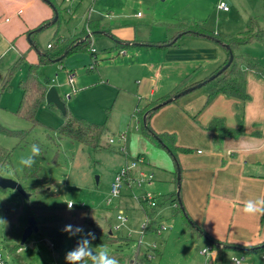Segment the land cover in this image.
<instances>
[{
  "label": "rangeland",
  "instance_id": "1",
  "mask_svg": "<svg viewBox=\"0 0 264 264\" xmlns=\"http://www.w3.org/2000/svg\"><path fill=\"white\" fill-rule=\"evenodd\" d=\"M58 1L57 21L40 30L39 27L36 28L38 31L30 37L32 43L27 38L30 32L12 38L8 31L3 30L2 21L6 17H12L11 10L2 12L0 18V125L12 130L29 131L26 141L19 143L17 137L8 136L0 129V144L12 152L11 160L3 168L1 175L18 180L25 189H33L31 194L12 188L0 189V253L7 258L9 264H66L65 254L76 246L79 235L70 237L65 233L61 246L56 249L48 238L39 237L37 232H33L25 240L23 235L17 234L22 208L26 202L32 201L41 202L48 207L44 211L45 215L57 217L53 226L62 229L69 224L80 226L85 233L96 229L111 231V236L118 239L116 242L93 240L92 245L94 250H98L96 246L102 245L112 256H122L123 262L119 264H131L139 244L140 252L155 257L153 264H201L204 259L200 250L205 241L198 239L197 234L188 229L176 203L157 196V205L153 209L155 223H151L143 233L142 225L152 208L147 206V211H144L135 191H124L129 185L127 182L119 196L110 194V180L131 161L122 151L125 143L123 132L130 135L140 127L134 116L135 103L132 99L137 78L133 77L131 70L136 66H119L124 57L117 54V39L91 35L87 50L73 51L62 61L48 62L37 69V78L47 88L55 86L64 98L67 93H71V97L65 99V104L72 115L105 123L106 130L102 136L104 146L101 148L94 149L68 137H59L56 130L64 122V114L46 100L37 109L36 116L40 123L32 129L31 122L16 113L22 96L19 82L28 71L29 64L25 59L13 71L8 86L4 87L9 71L20 57V54L16 57L17 49L22 52L23 57L30 59L31 54L36 57L38 51L49 49L48 43H55V37L67 36L79 30L88 15L89 18H97L111 26L119 24L130 28L131 34L136 28L138 37L157 39L162 32L165 33V29L157 21L163 20L160 14L173 7L179 12L184 8V0H144L143 4L138 0ZM225 1L230 11H221L220 14L215 12V0L210 1L214 9L212 8L207 21L208 28H214L218 24L217 28L222 32L233 30L231 32L238 35V32L245 29L249 15H257L264 27V0ZM41 3L49 8L47 2ZM108 11L114 17L110 18ZM153 16L157 19L146 21ZM254 45L257 47L254 48L256 52H264L263 44L255 42ZM92 47L97 49V55H91ZM134 49L136 48L130 47L127 51L131 53ZM93 56L97 58L96 61ZM148 57L149 53H142L138 61H150ZM70 74H73L74 91L68 83ZM194 91H204V88ZM144 103V99L140 100L139 108ZM33 145H38L40 155L35 158L36 162L32 166L22 165L21 157L31 155ZM26 168L37 171V174L27 176ZM97 177H100L99 183ZM149 190L153 191L152 188ZM65 202H74L72 210H68ZM118 215H123L125 220H118ZM162 223L172 226V229L157 234V226ZM154 243L161 254L150 248ZM234 255L241 256V253L228 251L224 264H230ZM247 258L245 263L250 264V256Z\"/></svg>",
  "mask_w": 264,
  "mask_h": 264
},
{
  "label": "crops",
  "instance_id": "2",
  "mask_svg": "<svg viewBox=\"0 0 264 264\" xmlns=\"http://www.w3.org/2000/svg\"><path fill=\"white\" fill-rule=\"evenodd\" d=\"M41 1L47 2L46 0H0V18L2 12L12 11V17H6L2 21L3 30L8 31L12 38L13 36H24L30 31H38L35 29L41 23L54 17L52 5L47 2L48 8ZM210 1L184 0L182 4L184 8L179 12L173 7L160 14L163 20L154 18L155 16L146 20L157 19L165 29V33L162 32L160 38L157 39L147 36L138 37L136 28L131 34L130 28L119 26V24L111 26L97 18H89V15L79 30L59 37L65 38L78 34L90 20L98 22L101 26L99 29H92V35L104 36L111 40L117 39L116 48L119 50L117 54L124 57L119 66L123 68L134 64L136 66L131 70L133 77L137 78L132 94L136 109L142 99L145 100V105L152 99L167 95L186 76L190 75L191 81H201L225 63L229 53L224 45L201 35L179 34L172 38L173 27L169 26L179 22L200 23L215 33L233 36L234 33L231 32L233 30L222 32L220 28H217L218 24L214 28L206 26L213 8ZM219 1L226 2L225 0H215L217 8L215 12H219V14L221 11L229 12L230 7L227 10L220 8ZM138 2L143 4L144 0H138ZM108 13L111 18L112 14L110 11ZM255 16V18H259L257 15ZM215 17L217 18V16ZM251 17L253 16H247L245 29L242 32L247 29L248 20ZM258 21L261 28L264 29L262 22L259 19ZM239 25L241 26V22ZM86 29L88 33L90 28L86 27ZM32 32H30L31 35ZM242 32H238V34ZM27 38L29 39L28 36ZM30 40L29 43H32ZM255 42L264 45V40L254 41L242 45L236 54L244 55L253 61L264 64V52L254 50L257 48L254 47ZM49 45L50 43H48V47ZM130 47L136 49L130 53L127 51V48ZM17 50V55L15 53L14 56L17 57L20 54L22 57V52ZM42 51H38L36 57L32 54L30 59L25 57V60L28 64L36 62ZM94 53L97 55V49ZM142 53H149L150 61H138V57ZM63 55L51 62L59 61L60 58L67 56V54ZM96 60L97 58L94 61ZM241 67L245 72L246 89L249 94V98L246 100L220 93L212 101L206 103L205 89L204 91L193 90L164 105L153 114L151 124L157 132L175 133L177 144L191 149L188 152H179L176 162L165 149L158 145L157 140L145 137L141 127L130 135L123 132L125 136L123 148L125 150L122 151L126 158L129 160L128 154L143 159L138 163L137 168L132 170L130 179L133 177L134 179L130 180L124 191L132 193L135 191L137 198L141 200L140 204L144 211H147L146 208L150 205L142 200L146 192H150L156 197V195L180 190V199L186 214L197 227L220 241L239 245L227 250L225 257L230 250L239 251L245 258V262L249 255L250 264H264V251L261 249L264 247V216H249L242 211L245 201L264 198V74L257 72L246 63ZM214 118L223 119L224 125L232 132L221 135L220 132L210 129L208 126ZM138 124L140 126L139 122ZM177 165L180 167V186H178L177 180ZM139 170L152 174V181H146L141 186L136 185L134 181ZM113 178L114 176L109 183V191ZM181 216L188 229L196 233L198 239L202 238L206 245V238L191 228L183 214ZM170 229L172 226L164 231ZM154 244L155 246L150 248L154 252L160 253L156 243ZM246 249L252 251L246 252ZM154 259L155 257L152 260ZM201 262V264L204 263L202 260Z\"/></svg>",
  "mask_w": 264,
  "mask_h": 264
},
{
  "label": "trees",
  "instance_id": "3",
  "mask_svg": "<svg viewBox=\"0 0 264 264\" xmlns=\"http://www.w3.org/2000/svg\"><path fill=\"white\" fill-rule=\"evenodd\" d=\"M49 2H51L56 9H59L58 0H49ZM44 23H41L38 27H41ZM169 26L173 27L172 30L174 33L172 38H175L179 34H193V35L207 36L224 46L228 45L227 49L228 50L231 49L234 53V58L230 66L227 69H225L221 74H219L217 77L208 81L206 84L202 86L207 93L206 103L212 101L213 98L220 93L241 100H246L247 98H249V94L246 89L245 72L242 69L241 65L246 63L249 67L255 69L257 72L264 74V64L258 61H253V59H250L244 55H238L236 54V51L242 45L249 44L254 41L264 40V29L261 28L257 18L251 17L248 20L247 29L240 34L233 36H224L219 33H215L213 31L208 30L203 24L200 23L179 22L176 23L175 25H169ZM86 27L90 28V30L92 29L96 30L101 28L98 22L96 21L93 22L90 20L87 22ZM86 27L78 34L72 35L70 37H65V38H61L59 36L55 37V43L54 44L50 43V46L48 47L49 49L43 50L39 54L38 60L36 62L29 63L26 76L19 82V87L21 89L22 96L16 113L31 122L32 124L31 129L40 123L39 119L36 116V113L39 105L43 101H45V95L48 89L47 86H45L37 78L38 67L40 65L55 60L60 55L64 54L66 51L68 55L73 51L87 50L90 47V37L88 36ZM33 33L34 32H32V34ZM90 53L91 55H95V53L92 50L90 51ZM24 59L25 57L22 56L18 58V60L14 63L11 70L9 71L7 80L4 83V87L8 86L13 71L19 68L20 64ZM63 59L64 57L60 58L59 61H62ZM95 59L96 57L94 56V60ZM219 68H217L214 72H216ZM198 82L200 81H191V76L188 75L180 82V84L173 91H171L170 93H168L163 97L155 98L148 101L145 105H143L142 108H139L137 106L134 112V116L136 117L137 121L140 123L141 131L143 135L147 138L157 140L158 145L163 149H165L172 156L175 162L177 161L179 152L181 151L188 152L191 149L178 145L176 141L175 133H171L168 131L157 132L151 124V118L159 108L164 106V105H160V103L172 97L181 90L191 85H194ZM62 99L64 100V102L66 101L64 97H62ZM48 104L56 107L52 103H48ZM158 105L160 106L157 107ZM64 119H65L64 122L56 130V133L58 134L59 137L60 136L68 137L74 141L81 143L82 145L89 146L94 149H98L104 146L102 143V136L106 130L105 123H97L85 117L72 115L71 112L68 110L67 113L64 115ZM208 127L210 129H214L220 132L221 135L229 134L232 132L231 129L227 128L224 125L223 119L221 118L212 119ZM0 129L8 136L17 137L19 143L26 141L29 135V131L22 129L12 130L2 125H0ZM157 137L159 138V140L157 139ZM11 156H12L11 150L7 149L6 147L0 144V174L2 173L3 168L6 166V164H8L9 161L11 160ZM127 157L132 159L138 158V156L132 157L128 154ZM25 172L27 176L29 175L35 176L37 174V171L28 170L27 168ZM26 191L30 194L33 193V189L31 188H26ZM157 196L163 197L165 201L176 203L179 209V213L183 214L184 218L188 222L189 216H187L183 205L181 207L179 203L180 190H176L173 191L172 193H167L164 195H156V197ZM154 207L152 208L150 213L146 212L148 216H150L151 219L150 224L155 223V219L153 218ZM46 209H48V207L43 205L41 202H32V201L26 202L22 208V213L19 217L20 225L17 228V234L19 236L23 235L24 230L28 225V218L30 216H34L36 219V223L38 225V231H37L38 236L41 238H48L51 241L53 247L58 249L62 244L65 232L63 231L62 228L52 225V223L57 217L53 215H45L44 211ZM189 225L193 230H196L200 236H204L206 238L207 244L216 247L218 251V258L215 264H224L225 252L230 249L226 246L227 243L210 236L207 232L200 229L199 227L196 228L194 222L193 224L189 223ZM92 233H94L95 240L97 241L116 242V240H118L111 236L110 231L103 232L96 229V231L94 232L92 231ZM125 241L127 242V240ZM235 246H239V245H235ZM261 249L264 251V247H262ZM140 251L141 250L139 244L137 251L132 256L134 259L133 258L131 259L135 260L139 264H153L152 263L153 260L149 258V254ZM245 251L247 252L252 250L246 249ZM114 257L119 262L121 263L123 262L122 256L117 254V256ZM86 264H91V261L90 260L86 261Z\"/></svg>",
  "mask_w": 264,
  "mask_h": 264
},
{
  "label": "clouds",
  "instance_id": "4",
  "mask_svg": "<svg viewBox=\"0 0 264 264\" xmlns=\"http://www.w3.org/2000/svg\"><path fill=\"white\" fill-rule=\"evenodd\" d=\"M40 155L38 145L31 147V155L21 157L20 163L25 166H32L36 161L35 158ZM68 210H72L74 202H65ZM242 211L245 215L264 216V198H257L255 200H247L243 204ZM65 233L70 237L79 235L80 239L77 241L76 246L66 252V264H86V261H91V264H119V261L110 254V251L102 246H96L98 250H94L92 241L95 240V235L92 232H84L80 226L66 225L63 228ZM235 264H239L238 261Z\"/></svg>",
  "mask_w": 264,
  "mask_h": 264
},
{
  "label": "built area",
  "instance_id": "5",
  "mask_svg": "<svg viewBox=\"0 0 264 264\" xmlns=\"http://www.w3.org/2000/svg\"><path fill=\"white\" fill-rule=\"evenodd\" d=\"M218 6L222 9H226V10L229 9L228 4L224 1H219ZM91 35H92V32L90 29H88V36L90 37ZM91 50L93 52L96 51V49L94 47H92ZM73 80H74L73 74H70L69 79H68V83L71 86H72ZM72 90L73 91L75 90L73 88V86H72ZM70 97H71V93H67L65 95V99H69ZM122 150H125V149L123 148ZM142 161H143L142 157H138L135 160H131L125 166H123L120 171H118L114 175V178H113L111 185H110V194L112 196H119L121 194L122 189L124 188V183L125 182L129 183L130 180L134 179V177L132 179H130L132 170L137 168L138 163L142 162ZM152 179H153L152 174H147L143 170H139L138 176H137V178H135L134 183L138 186H141L146 181L151 182ZM142 200L146 201L151 207H154L157 205L154 195L150 192H146L145 195L142 197ZM118 220L124 221L125 220L124 216L118 215ZM145 220H146L145 223L142 225V232L143 233H145L147 231V229L149 228L148 226H150V222H151L150 216L146 215ZM116 227H119V226H116ZM157 228L158 229L155 232L157 234H160V233H162V231L170 228V226H167V225L162 223V224H159L157 226ZM154 246L155 245H153L152 247H154ZM200 253L204 259L205 264H215L216 263V260L218 258V251H217L216 247H214L213 245H210V244L204 245L201 248ZM149 258L152 260L153 256L149 255ZM236 261H238L239 264H246L245 258L243 256H232L231 260H230V264H235ZM0 264H9L7 258H5L1 253H0ZM56 264H58V263H56ZM133 264H139V263L134 260Z\"/></svg>",
  "mask_w": 264,
  "mask_h": 264
},
{
  "label": "water",
  "instance_id": "6",
  "mask_svg": "<svg viewBox=\"0 0 264 264\" xmlns=\"http://www.w3.org/2000/svg\"><path fill=\"white\" fill-rule=\"evenodd\" d=\"M48 3H50L54 9V12H55V15L53 17V19H51L50 21H48V23H44L41 27H39L38 30L42 29L43 27H46L52 23H54L57 18H58V12L55 8V6L49 2V0H46ZM30 36H31V33L28 34V37H29V40H30ZM31 41V40H30ZM226 48H228V45H225ZM228 53H229V56H228V59L227 61L214 73H212L211 75H209L206 79L194 84V85H191L183 90H181L180 92L176 93L175 95H173L172 97L164 100L162 103H160V105H166L170 102H173L174 100H176L177 98L197 89V88H200L202 87L204 84H206L208 81L214 79L215 77H217L219 74H221L225 69H227L231 62L233 61V58H234V53L231 49L228 50ZM67 54V51L64 53L63 56H65ZM45 100L47 103H52L54 104L64 115L67 113V108H66V104L64 102V100L62 99V97L60 96V94L58 93V90L55 86H51L47 89L46 91V95H45ZM160 105H158L157 107H159ZM156 107V108H157ZM157 139L159 140V138L157 137ZM180 167L177 165V180H178V186H180ZM99 178L100 177H97V183H99ZM0 188L2 189H8V188H12V189H16L18 191H20L21 193H27L26 189L22 186V184L18 181V180H15V179H11V178H8V177H5V176H2L0 174ZM179 203L182 207V201L181 199H179ZM188 222L190 224H193V221L190 220V218H188ZM196 228H198L196 226ZM38 231V225L36 223V219L34 216H30L28 218V225L26 226L25 230H24V233H23V240H25L29 235H31L33 232H37ZM226 246L228 248H236L235 245H232V244H226Z\"/></svg>",
  "mask_w": 264,
  "mask_h": 264
}]
</instances>
